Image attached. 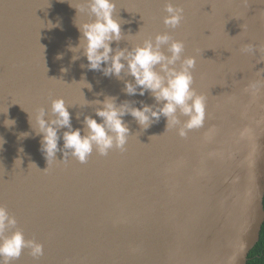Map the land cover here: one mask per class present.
<instances>
[{
  "label": "water",
  "instance_id": "obj_1",
  "mask_svg": "<svg viewBox=\"0 0 264 264\" xmlns=\"http://www.w3.org/2000/svg\"><path fill=\"white\" fill-rule=\"evenodd\" d=\"M114 2V52L168 34L160 50L170 57L182 41L169 67L194 58L191 89L204 97L205 118L189 129L179 107L171 127L162 114L146 125L127 114L126 150L94 149L84 163L60 128L48 162L34 125L38 109L55 118L54 99L82 136L87 117L103 122L107 98L153 111L166 101L128 94L135 78L126 69L105 75L73 50L77 25L95 19L85 0H0V204L17 219L6 235L18 228L44 246L39 259L26 248L12 264H247L264 224V0ZM169 2L184 10L175 29L164 24Z\"/></svg>",
  "mask_w": 264,
  "mask_h": 264
},
{
  "label": "clouds",
  "instance_id": "obj_2",
  "mask_svg": "<svg viewBox=\"0 0 264 264\" xmlns=\"http://www.w3.org/2000/svg\"><path fill=\"white\" fill-rule=\"evenodd\" d=\"M85 3L95 19L77 25L82 36L80 44L73 50L82 47L83 54L89 62L88 66L91 69L102 70L105 75L119 76L126 69L127 73L135 78V83L126 82L128 94L134 95L139 89V94L144 95L146 90H151L157 101H166V103L162 108L153 111L147 105L143 108H130L128 104L117 107L113 98H107L102 102L103 108L97 111L103 122L98 123L96 119L87 117L88 134L82 136L80 129L71 130V116L65 100L54 99L51 112L55 118L46 120L45 110L41 108L37 111L34 125L37 134H42L41 150L45 153L48 162L55 160L58 141L61 138L58 134L60 128L69 129L63 134L64 148L71 150V155L84 163L94 149L103 156L108 155L113 148L126 150L129 129L122 118L127 114H131L142 125H146L151 118L158 120L162 114L169 118V127H171L177 122L174 114L179 107L184 114L190 116L187 128L201 126L205 118V102L204 97L196 96L191 89L193 76L190 69L195 65L194 58L186 59L180 71L169 67L180 59L184 43L173 41L169 48L170 57L160 50V46L167 44L171 39L168 34L158 35L155 45L151 39H146L143 44H137L130 51L121 49L114 52L111 44L121 39L122 24L121 20L114 17L116 7L114 0H85ZM85 3L74 8L84 12ZM165 11L167 15L164 17V24L173 29L178 27L183 19V8L169 2L165 5ZM104 65L106 66L102 67ZM6 123H15V121H6ZM181 134L183 135V132ZM67 155L68 153L65 152V157ZM16 225L15 216L10 215L7 207L0 204V264H12L21 257L26 248L30 249L29 254L34 259H39L44 253V246L41 243H37L35 239H25L24 232L18 228L11 235H6L8 230L16 228Z\"/></svg>",
  "mask_w": 264,
  "mask_h": 264
},
{
  "label": "trees",
  "instance_id": "obj_3",
  "mask_svg": "<svg viewBox=\"0 0 264 264\" xmlns=\"http://www.w3.org/2000/svg\"><path fill=\"white\" fill-rule=\"evenodd\" d=\"M247 264H264V224L262 226L260 240L251 250Z\"/></svg>",
  "mask_w": 264,
  "mask_h": 264
},
{
  "label": "snow or ice",
  "instance_id": "obj_4",
  "mask_svg": "<svg viewBox=\"0 0 264 264\" xmlns=\"http://www.w3.org/2000/svg\"><path fill=\"white\" fill-rule=\"evenodd\" d=\"M194 130H198V129H194Z\"/></svg>",
  "mask_w": 264,
  "mask_h": 264
}]
</instances>
